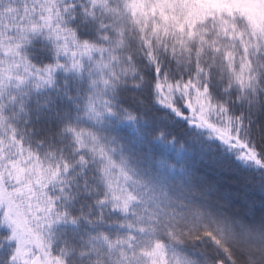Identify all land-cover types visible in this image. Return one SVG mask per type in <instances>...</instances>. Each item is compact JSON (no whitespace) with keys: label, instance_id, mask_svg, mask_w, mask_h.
<instances>
[{"label":"snow or ice","instance_id":"snow-or-ice-1","mask_svg":"<svg viewBox=\"0 0 264 264\" xmlns=\"http://www.w3.org/2000/svg\"><path fill=\"white\" fill-rule=\"evenodd\" d=\"M0 264H264V28L0 0Z\"/></svg>","mask_w":264,"mask_h":264},{"label":"rangeland","instance_id":"rangeland-1","mask_svg":"<svg viewBox=\"0 0 264 264\" xmlns=\"http://www.w3.org/2000/svg\"><path fill=\"white\" fill-rule=\"evenodd\" d=\"M228 3L245 14L252 25L264 28V0H228Z\"/></svg>","mask_w":264,"mask_h":264},{"label":"trees","instance_id":"trees-1","mask_svg":"<svg viewBox=\"0 0 264 264\" xmlns=\"http://www.w3.org/2000/svg\"><path fill=\"white\" fill-rule=\"evenodd\" d=\"M161 132H164L165 136H166V130H160L156 133H154V136L153 138H159L160 135H161ZM187 147V146H185ZM175 149L177 152H179L181 150V145L179 143H177L175 145ZM158 159H161L163 160V162L165 163V165L169 168H175V169H178L180 166H181V163H183L182 161H178L177 159H170V158H167V157H158Z\"/></svg>","mask_w":264,"mask_h":264}]
</instances>
